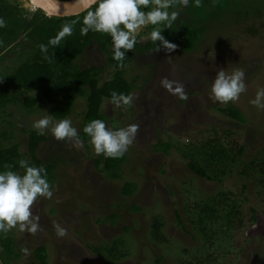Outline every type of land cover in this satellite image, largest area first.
I'll return each mask as SVG.
<instances>
[{"label":"rangeland","instance_id":"rangeland-1","mask_svg":"<svg viewBox=\"0 0 264 264\" xmlns=\"http://www.w3.org/2000/svg\"><path fill=\"white\" fill-rule=\"evenodd\" d=\"M206 2L199 7L195 0L191 4L192 18L205 30L196 50L185 52L177 47L171 52L163 48L136 53L126 68V76L135 86L132 105L114 109L111 100L103 103L109 129L118 130L133 123L140 126L136 139L125 152L121 179L113 180L99 172L94 159L102 154L95 153L90 141L81 140L83 147L77 149L71 141L56 140L50 131L45 132L47 140L41 143L38 155L44 163L56 166L51 185L53 197L41 198L33 208L34 214L40 216L42 232L33 236L18 228L9 231L20 253V258L10 264H38L34 251L40 245L48 248L49 264H157L158 257L163 259L160 264H180L181 260L193 259L202 245L199 233L185 216L184 206L222 191L242 193L247 198L241 207L244 225L239 226L236 221L222 264H264V190L242 177L238 169L222 183L199 178L187 168L185 157L177 149L214 136L215 132L226 141L233 140L234 145L244 144V160L264 148V109L250 103L257 90L264 88V0ZM23 47L0 59V80L11 72L8 67L20 63L19 52L27 55L32 48L28 43ZM77 64L81 68L103 67L101 82L113 77L106 54L98 44L87 48ZM235 68L244 70L247 91L236 102H213L209 90L217 72H231ZM164 77L182 82L188 99L180 100L161 87ZM228 106L242 110L246 122L219 110ZM8 111L13 115L7 122H0V132L8 131L11 141L20 144L21 151L26 153L29 135L25 129L33 130V122L47 113L39 107L30 111L21 102ZM85 111L86 100L78 97L73 113L66 118L78 134L83 130ZM166 142L174 146L169 153L157 146ZM128 181L136 185L131 196L122 192ZM134 204L142 211H131ZM176 209L183 213L186 230L178 222ZM112 214L119 215L114 222L110 219ZM156 215L165 220L167 243L152 240L151 227ZM53 221L67 229V236L56 235ZM117 238H126L130 252L119 261H110L90 248L110 245ZM22 246L30 250L29 255L21 251Z\"/></svg>","mask_w":264,"mask_h":264},{"label":"trees","instance_id":"trees-1","mask_svg":"<svg viewBox=\"0 0 264 264\" xmlns=\"http://www.w3.org/2000/svg\"><path fill=\"white\" fill-rule=\"evenodd\" d=\"M72 1V0H62ZM208 0H202L206 5ZM193 0H189V6L179 7V19L173 23L172 28L164 27L162 35L171 43L177 45L185 52H192L200 45L198 44L204 29L200 23H195L191 16ZM96 5L71 17L49 16L41 9L35 8L29 0H0V18L6 21V27H0V50L5 54L17 49H25L23 46L30 44L31 50L27 55L19 52L20 63L15 67H8L11 71L0 80V122H7L12 113L8 110L11 106L21 102L30 111L42 108L54 119H66L73 113L78 97L86 100V111L84 113V124L87 125L93 119H101L106 122L107 116L102 110L105 100H111V93L131 94L135 89L132 81L126 76V68L132 62L138 52H157L163 49L159 42H153L150 37L143 38L150 33L153 26H148L140 33L135 49L126 52L123 61L124 67L119 66L118 61L113 59L114 50L112 38L108 34L89 31L87 35H81L83 17L87 11L94 10ZM147 11L149 9H143ZM175 10L170 8L169 12ZM78 21L73 26V33L61 40L59 46L48 45L49 39L54 38L61 30L62 25ZM160 27H163L161 25ZM48 45L47 57L38 45ZM98 44L106 54L107 64L113 70V77L101 82L103 67L89 66L81 68L77 64L78 58L87 48ZM198 44V45H197ZM159 47V50H156ZM26 57V58H25ZM25 58V59H24ZM25 95L22 97V95ZM239 122H246V117L238 107L228 106L219 109ZM29 135L27 152L20 149V144L11 141L8 131L0 132V172L6 171V165L11 170L20 172L19 161L25 159L32 166H43L47 172V179L52 185L56 166L52 163H44L39 157L38 151L41 143L47 140V136L39 135L36 130L25 129ZM233 132V131H232ZM231 133V131L227 132ZM81 140L90 141V137L83 132L79 133ZM160 150L169 153L174 147L171 142L158 143ZM185 157L187 168L197 177L208 181L222 183L224 179L238 173L258 184L264 190V148L251 159L244 160L246 146L244 144L234 145L232 141H226L215 132L202 141L190 142L184 147L177 148ZM126 154L120 158H109L103 154L94 159L95 166L101 173L109 178L121 179L123 165L126 162ZM246 187V185H245ZM136 191V185L128 181L123 186L122 192L125 196H131ZM242 193L220 192L203 200H194L192 204L184 206L185 216L199 233L202 245L193 259H184L180 264H222L230 249L226 244L230 243L233 236L232 230L243 226L242 219ZM131 211L140 212L139 205H132ZM256 212V211H255ZM176 215L180 226L186 230L183 213L176 209ZM119 218L118 214H112L110 219L114 222ZM257 218L254 216V221ZM166 226L162 216H155L151 227L152 240L159 244L168 242L164 233ZM130 228H126L129 232ZM214 247L216 249H214ZM90 248L102 255L107 256L110 261H119L127 256L128 250L126 238L116 239L112 244L90 246ZM222 250L219 254L213 250ZM202 251V252H200ZM200 252V253H199ZM38 264H49V252L45 245L38 246L35 251ZM20 258L16 249L15 237L8 232H0V264H10L11 260ZM162 257L157 258V264L162 262Z\"/></svg>","mask_w":264,"mask_h":264},{"label":"clouds","instance_id":"clouds-1","mask_svg":"<svg viewBox=\"0 0 264 264\" xmlns=\"http://www.w3.org/2000/svg\"><path fill=\"white\" fill-rule=\"evenodd\" d=\"M96 5L94 10L87 11L83 17L81 35L93 32L108 34L112 38L114 55L113 59L123 61L126 52L135 49L140 33L153 26L150 33L143 38L150 37L153 42H159L169 52L175 50L177 45L168 41L163 35L164 27L172 28L174 22L179 19V7L189 6V0H91ZM201 0H195V6L199 7ZM170 8L175 10L169 12ZM143 9H149L144 11ZM78 21L62 25L61 30L54 38H50L48 45L59 46L62 39L73 33V26ZM163 25V27H160ZM0 27H6V21L0 18ZM48 45L41 43L40 50L47 57ZM159 47L156 50H159ZM160 86L169 94L180 100H187L185 85L180 81L170 80L164 77L160 80ZM247 91L245 72L241 68H235L231 72L220 69L210 87L209 98L213 102L228 104L240 99L242 93ZM135 94H123L113 91L110 103L114 109L131 106ZM250 103L257 108L264 109V88L258 89L254 99ZM32 127L39 135L50 131L53 137L59 141H71L77 149L83 147L78 130L73 127L71 120H54L52 116L45 114L35 120ZM138 124H129L118 130L109 129L101 119L91 120L83 128V132L90 137V143L97 155L103 154L109 158H120L133 144L139 132ZM20 168L23 174L9 169L0 172V232L7 234L12 229L18 228L22 233L35 236L43 229L39 223V214H34L33 208L41 198L51 199L53 190L47 179V172L43 166L30 165L29 161L21 159ZM53 227L58 237L67 236V229L60 223L53 221ZM21 251L25 255L30 254L27 247L22 246Z\"/></svg>","mask_w":264,"mask_h":264},{"label":"water","instance_id":"water-1","mask_svg":"<svg viewBox=\"0 0 264 264\" xmlns=\"http://www.w3.org/2000/svg\"><path fill=\"white\" fill-rule=\"evenodd\" d=\"M38 9L43 10L49 16L71 17L79 15L91 8V0H29Z\"/></svg>","mask_w":264,"mask_h":264}]
</instances>
